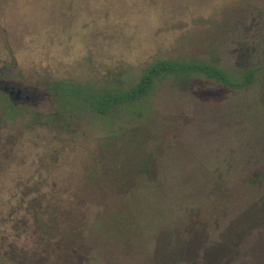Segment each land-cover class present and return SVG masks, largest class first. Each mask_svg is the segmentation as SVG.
Here are the masks:
<instances>
[{
	"label": "rangeland",
	"instance_id": "obj_1",
	"mask_svg": "<svg viewBox=\"0 0 264 264\" xmlns=\"http://www.w3.org/2000/svg\"><path fill=\"white\" fill-rule=\"evenodd\" d=\"M159 58L254 66L258 79L240 91L164 79L149 113L110 118L51 89L127 87ZM11 85L29 96L16 112ZM131 130L141 143L117 137ZM28 186L79 189L73 264H204L210 249L216 264H264V218H242L264 196V0H0L3 223Z\"/></svg>",
	"mask_w": 264,
	"mask_h": 264
},
{
	"label": "trees",
	"instance_id": "obj_2",
	"mask_svg": "<svg viewBox=\"0 0 264 264\" xmlns=\"http://www.w3.org/2000/svg\"><path fill=\"white\" fill-rule=\"evenodd\" d=\"M258 71L259 69L254 66H245L233 71L202 59L159 58L149 63L139 79L127 87L106 85L102 88H93L60 81L52 83L51 89L59 96L75 101L76 104L99 117H115L118 112L145 115L151 109L150 106H146L148 99L161 80H184L199 77L240 91L256 83ZM6 104H8L9 111L18 110L13 100L8 99ZM131 131L124 132L117 137L136 136L135 141L141 143L143 138L138 136L135 130ZM107 139L111 140V138ZM151 158L152 156L143 158V167L138 173L145 175L151 173L149 171ZM260 175L262 176L258 173L255 180L261 179ZM213 180L210 178L206 187ZM77 191L79 189L76 187H64L41 192L38 187L28 186L19 187L16 192H11L6 198L9 200L10 213L5 220L3 219V221H9L10 224L1 221V213L5 209L0 207V264H55L56 262L73 264L70 258L73 248L68 249L67 247L73 244L74 233L83 228L78 201L80 196ZM72 194L75 200H71ZM63 212H67V215L65 216ZM72 215L77 219L75 223L71 220ZM242 218L254 220L253 225L263 219L264 196L261 195ZM53 226L55 227L54 232L50 231ZM67 241L69 243L65 245ZM218 253L220 250L217 249L206 251L204 264H208L211 259L214 260L213 264H216Z\"/></svg>",
	"mask_w": 264,
	"mask_h": 264
},
{
	"label": "flooded vegetation",
	"instance_id": "obj_3",
	"mask_svg": "<svg viewBox=\"0 0 264 264\" xmlns=\"http://www.w3.org/2000/svg\"><path fill=\"white\" fill-rule=\"evenodd\" d=\"M8 86V85H7ZM8 90H9V95L11 96V99L13 101L15 100H19V99H22V98H29V96H24V92H23V89L21 87H15V86H9L6 87Z\"/></svg>",
	"mask_w": 264,
	"mask_h": 264
}]
</instances>
